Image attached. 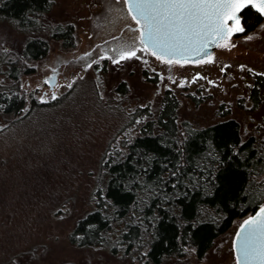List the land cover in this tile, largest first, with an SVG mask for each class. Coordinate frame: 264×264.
<instances>
[{
	"label": "rangeland",
	"instance_id": "rangeland-1",
	"mask_svg": "<svg viewBox=\"0 0 264 264\" xmlns=\"http://www.w3.org/2000/svg\"><path fill=\"white\" fill-rule=\"evenodd\" d=\"M67 25L75 44L65 48L50 30ZM128 25L134 22L122 0H50L33 32L0 18V91L27 104L18 115L0 112V264H141L104 246H78L69 235L95 205L99 163L112 149L122 151L139 110L156 112L167 90L178 97V124L204 128L234 119L244 137H264V98H251L264 77V15L252 33L231 34L228 47L195 64L164 63L142 51L122 60L141 47ZM30 39L48 45L36 62L21 58ZM19 64L13 80L9 71ZM54 69L51 88L46 81ZM121 83L123 95L115 91ZM245 219L201 258L186 250L161 264H236L233 240Z\"/></svg>",
	"mask_w": 264,
	"mask_h": 264
},
{
	"label": "trees",
	"instance_id": "trees-1",
	"mask_svg": "<svg viewBox=\"0 0 264 264\" xmlns=\"http://www.w3.org/2000/svg\"><path fill=\"white\" fill-rule=\"evenodd\" d=\"M49 8L50 0H0V18L33 32ZM261 21L245 10L247 33ZM50 31L65 48L74 46L70 26ZM47 49L44 40H27L21 58L36 62ZM22 67L12 66L9 77L17 79ZM258 80L256 100L264 77ZM7 92L0 91V112L20 114L27 107L24 98ZM175 105L165 99L143 132L99 163L95 205L76 221L70 242L104 246L141 264H161L186 250L201 258L234 221L264 205V137H244L234 119L204 128L178 124Z\"/></svg>",
	"mask_w": 264,
	"mask_h": 264
},
{
	"label": "snow or ice",
	"instance_id": "snow-or-ice-1",
	"mask_svg": "<svg viewBox=\"0 0 264 264\" xmlns=\"http://www.w3.org/2000/svg\"><path fill=\"white\" fill-rule=\"evenodd\" d=\"M121 0H117L120 3ZM128 15L137 25L141 47L122 54L132 59L137 51L149 52L164 63L176 52L193 50L206 53L209 44L228 47L227 40L235 32H243L239 13L249 6L264 15V0H122ZM232 21V26H228ZM224 41V43H220ZM198 46V47H197ZM118 62V61H114ZM207 62L211 63L209 59ZM56 99L55 96L52 97ZM46 101L41 100V103ZM237 236L243 238L237 264H264V208L257 217L246 220Z\"/></svg>",
	"mask_w": 264,
	"mask_h": 264
},
{
	"label": "flooded vegetation",
	"instance_id": "flooded-vegetation-1",
	"mask_svg": "<svg viewBox=\"0 0 264 264\" xmlns=\"http://www.w3.org/2000/svg\"><path fill=\"white\" fill-rule=\"evenodd\" d=\"M125 5V4H124ZM125 7H126V10H127V5H125ZM246 9H250L252 12H254V13H256L261 19H262V15L259 13V12H256L251 6H249V7H247V8H244L240 13H239V17H240V26L241 27H243V29H244V31L243 32H240V33H237L236 35H247V34H249V33H252L257 27H255L251 32H246V30H245V27H244V23H243V14H244V12H245V10ZM127 14H128V11H127ZM129 16V15H128ZM130 17V16H129ZM132 20V19H131ZM132 22H134V21H132ZM67 26H69V25H67ZM129 27H132L133 25H128ZM127 26V27H128ZM228 26L229 27H231L232 26V23L231 22H229L228 23ZM56 27H62V28H64L65 26H56ZM136 27H137V25L135 24V22H134V26L132 27V28H130V29H133V30H135L136 29ZM125 28V27H124ZM138 36H139V33H138ZM112 40V39H111ZM108 42V41H107ZM223 42V41H222ZM222 42H220V43H222ZM217 48H218V46H217ZM216 48V49H217ZM215 49V50H216ZM154 56V55H153ZM155 58H156V56H154ZM207 58H209V57H207ZM206 58V59H207ZM205 60V59H204ZM204 60H202V61H204ZM201 62V61H200ZM174 63H178V62H174ZM196 63H198V62H196ZM178 64H195V63H189V62H182V63H178ZM98 66V69H101V65H99V64H95L93 67H95V66ZM57 73H58V70L57 69H54L52 72H51V75L47 78V83L49 82V80L52 78V77H55V79H57ZM48 86H49V84H48ZM121 86H122V88H121ZM124 84L123 83H121L117 88H116V90L115 91H117V93L119 94V95H123V91L124 90H126V89H123L124 88ZM255 89V87L252 89V93H251V98L253 99V101L255 100V101H258L259 99H261L260 98V96H263L262 98H264V87L260 90H258L257 91V100L253 97V90ZM259 91H262L261 92V95H259L258 93H259ZM186 98L187 99H190L191 97H190V95L187 93L186 94ZM165 99H167V100H170V102L171 103H174L175 102V107H177V103L179 102L178 101V97H176L173 93H171L170 91H165L164 92V94H163V96H162V99H161V101L159 102V104H158V106H160V105H163V102H164V100ZM146 109V110H145ZM144 110H141L142 112H143V114L144 115H142V113H141V115L142 116H145V117H141L140 115V117H139V119H138V121L137 122H134L133 123V126L129 129V132L131 133V135L134 137V136H136L137 134H139V133H141V132H143V128L145 127V124L146 123H149L151 120H152V115L154 114V112L152 113L151 111H150V109L147 107V108H145ZM140 111V110H139ZM174 112L176 113L177 112V109L175 108V110H174ZM141 122V125L138 127V125H139V123ZM186 124H188V125H190L191 127H194L191 123H189L188 121H184ZM195 128V127H194ZM259 133V132H258ZM130 140V139H129ZM128 140V141H129ZM126 144V143H125Z\"/></svg>",
	"mask_w": 264,
	"mask_h": 264
},
{
	"label": "water",
	"instance_id": "water-1",
	"mask_svg": "<svg viewBox=\"0 0 264 264\" xmlns=\"http://www.w3.org/2000/svg\"><path fill=\"white\" fill-rule=\"evenodd\" d=\"M256 12H258L255 8H253ZM232 21H228V23ZM222 42V41H220ZM198 47V46H197ZM217 48V45L215 43L213 44H209L207 49H206V53H197L196 51L193 50H188V51H180V52H176L173 56L168 57V59L174 60V61H178V63H182V62H189V63H196V62H200L204 59H206L207 57H209ZM56 83V79L55 77H52L48 84L49 86L52 88L53 85ZM261 208H264V205L261 206L260 208H258L256 211H254L252 214H250L244 221L243 223L239 226L236 235L234 237L233 240V251H234V256H235V260H236V264H237V258L240 256V246H241V242H242V238H243V233H241V236H237V233L240 232L241 228L245 226L244 222L246 220L252 219L254 217H257L259 214V210ZM241 264H244V261L241 259Z\"/></svg>",
	"mask_w": 264,
	"mask_h": 264
}]
</instances>
